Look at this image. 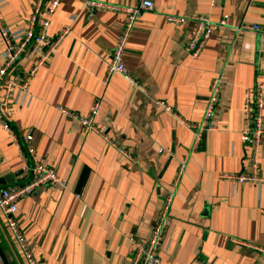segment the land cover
I'll return each instance as SVG.
<instances>
[{
    "label": "crops",
    "instance_id": "0c3cea01",
    "mask_svg": "<svg viewBox=\"0 0 264 264\" xmlns=\"http://www.w3.org/2000/svg\"><path fill=\"white\" fill-rule=\"evenodd\" d=\"M35 2L0 0V21L20 32ZM88 2L102 7L90 8ZM139 3L61 1L48 34L67 33L37 70L28 93L14 94L13 134L0 125V189L31 180L24 168L33 160L25 162L24 146L15 137L22 141L32 134L37 159L65 181L39 187L18 203L19 227L39 264H131L130 239H149L172 193L161 264H264V182L242 185L221 178L245 168L246 101L264 85V32L240 27H264V0H217L215 5L213 0H155L124 49L131 80L108 77L127 19L122 9ZM195 16L214 26L197 58L186 52ZM3 53L0 36V67ZM35 59L24 55L14 76L24 77ZM216 77L220 98L210 120L216 129L195 147L188 126L202 122ZM95 103L96 123L106 139L85 134L60 110L87 116ZM260 147L264 178V136ZM0 247L9 264H28L1 212Z\"/></svg>",
    "mask_w": 264,
    "mask_h": 264
},
{
    "label": "built area",
    "instance_id": "2783aa9c",
    "mask_svg": "<svg viewBox=\"0 0 264 264\" xmlns=\"http://www.w3.org/2000/svg\"><path fill=\"white\" fill-rule=\"evenodd\" d=\"M217 0H213L216 4ZM61 0H36L33 6V13L29 19L28 25L18 33H12L10 29L0 21V35L5 44L3 53V64L0 67V125L7 131L12 132L10 127V118L12 115V101L14 92H21L23 95L28 93L32 78L37 70L46 64L53 53L56 51L60 40L66 35L67 30L63 31L57 38H52L48 34L51 19L55 15ZM88 7H102L97 3H87ZM155 7V0H140V3L133 8L122 9L127 19L122 31V35L118 40V44L113 50L111 59L108 62V77L114 74L125 76L128 80L131 77L124 65L123 54L135 24L141 18L144 12L152 11ZM227 17V16H226ZM225 17V18H226ZM195 23V29L186 46V52L193 58L199 57L202 53L211 32L213 24L204 16L192 17ZM169 21L180 23L182 19L170 17ZM225 25V20L220 22ZM240 29H250L264 32V27L259 25H242ZM26 54L35 56L36 59L32 63L29 71L24 77H15L13 71L18 61ZM219 77L213 79L210 85V94L208 104L201 123L197 125H189L188 127L194 132L195 147L199 145L202 137L207 132H212L216 128L210 123L214 114L216 104L220 98ZM137 88L145 90L141 85L135 83ZM159 105L166 111L171 109L164 103ZM264 105V85H258L254 93H249L246 101V117L248 126L242 133V141L248 146V153L245 158L244 171L237 175H223L222 179L238 182L242 185H258L264 182L260 168V145L264 136V127L262 126ZM60 110L69 115L70 119L77 120L85 134L98 133L105 137V130L100 129L96 123V117L99 113V104L95 103L87 116H79L69 110L60 108ZM18 145L24 146L23 156L25 162L28 158H32L33 164L27 165L24 172L32 174L31 180L21 185H14L10 188L0 189V212L6 219V224L13 232L16 242L18 243L23 256L28 264H39L34 258L30 246L19 227L18 222V203L21 199L31 196L36 189L47 185H65L52 167L44 165L37 159L35 148L33 146V135L26 134L20 141L17 137ZM128 156V154L121 150ZM186 168V162L181 166L177 179L174 182L175 188L179 185V178ZM174 201V194L168 195L164 202L154 225L151 235L147 241L138 240L135 237L130 239V255L131 264H161V251L164 244L165 236L171 221V209ZM264 252V250H262ZM0 264H3L0 257Z\"/></svg>",
    "mask_w": 264,
    "mask_h": 264
},
{
    "label": "water",
    "instance_id": "95a60500",
    "mask_svg": "<svg viewBox=\"0 0 264 264\" xmlns=\"http://www.w3.org/2000/svg\"><path fill=\"white\" fill-rule=\"evenodd\" d=\"M0 257H1L3 264H9L5 254L3 253L2 249H1V247H0Z\"/></svg>",
    "mask_w": 264,
    "mask_h": 264
},
{
    "label": "rangeland",
    "instance_id": "374dc122",
    "mask_svg": "<svg viewBox=\"0 0 264 264\" xmlns=\"http://www.w3.org/2000/svg\"><path fill=\"white\" fill-rule=\"evenodd\" d=\"M62 1V0H61ZM138 22V21H137ZM1 36V35H0ZM1 38H2V36H1ZM2 40H3V38H2ZM5 49H6V47H5V44H4V51H5ZM14 94H15V92H14ZM180 172V171H179Z\"/></svg>",
    "mask_w": 264,
    "mask_h": 264
}]
</instances>
